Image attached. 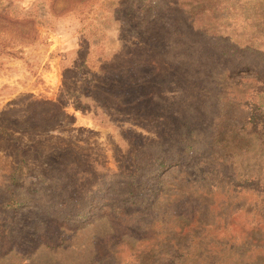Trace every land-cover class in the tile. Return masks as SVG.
Instances as JSON below:
<instances>
[{
    "label": "rangeland",
    "instance_id": "rangeland-1",
    "mask_svg": "<svg viewBox=\"0 0 264 264\" xmlns=\"http://www.w3.org/2000/svg\"><path fill=\"white\" fill-rule=\"evenodd\" d=\"M0 264H264V0H0Z\"/></svg>",
    "mask_w": 264,
    "mask_h": 264
},
{
    "label": "trees",
    "instance_id": "trees-1",
    "mask_svg": "<svg viewBox=\"0 0 264 264\" xmlns=\"http://www.w3.org/2000/svg\"><path fill=\"white\" fill-rule=\"evenodd\" d=\"M150 11V10H152V11H154L155 9H154V7H151V6H149L148 4H143L142 6H141V8L138 10V13L139 14H143L144 15V13L146 12V11ZM142 21V23H144L143 21H145V19H141ZM212 49H215V47H214V45H211L210 46ZM219 48H222L223 50H225V53L227 54L228 53V50L227 49H229V47H226V46H222V47H219ZM231 49V51H233V52H231L230 51V53H231V55L233 56V55H235L238 51H237V49H235V48H230ZM184 153V152H183ZM179 157H181V156H179ZM178 161H179V159H175V160H173L172 161V165L173 166H175V165H178ZM159 170L160 169H158V170H155V172H156V174H159ZM158 171V172H157ZM255 187L256 188H260V187H262L263 185H262V183H259V182H257V183H255ZM17 204V203H16ZM17 205H19V204H17ZM77 220H82V216H80V217H78V219Z\"/></svg>",
    "mask_w": 264,
    "mask_h": 264
}]
</instances>
